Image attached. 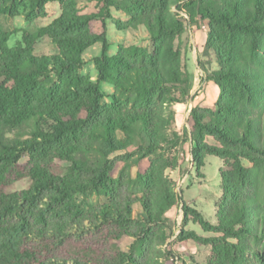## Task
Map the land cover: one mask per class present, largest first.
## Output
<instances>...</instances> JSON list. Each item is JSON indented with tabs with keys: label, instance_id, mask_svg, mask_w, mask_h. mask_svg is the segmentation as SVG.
<instances>
[{
	"label": "trees",
	"instance_id": "1",
	"mask_svg": "<svg viewBox=\"0 0 264 264\" xmlns=\"http://www.w3.org/2000/svg\"><path fill=\"white\" fill-rule=\"evenodd\" d=\"M90 1L0 0V17L25 9L30 24L47 17L48 4L62 8L36 34L22 31L15 47L0 28V264H176L167 214L180 197L165 173L178 166L166 154L181 138L168 108L192 90L176 45L188 20L206 23L203 49L219 66L208 76L219 88L214 107L196 106L188 120L191 159L198 173L210 156L224 168L216 223L183 204L174 241L209 246L207 264H264V0H102L100 11L82 14ZM111 7L127 17L119 30H147L151 50L109 54L95 22ZM44 37L57 54L35 55ZM99 43L93 82L80 72ZM30 125L27 139L9 137ZM117 152H126L119 170ZM58 162L69 164L63 176ZM23 179L27 190L9 192ZM190 223L212 236L186 231ZM124 238L126 252L117 246Z\"/></svg>",
	"mask_w": 264,
	"mask_h": 264
},
{
	"label": "rangeland",
	"instance_id": "2",
	"mask_svg": "<svg viewBox=\"0 0 264 264\" xmlns=\"http://www.w3.org/2000/svg\"><path fill=\"white\" fill-rule=\"evenodd\" d=\"M116 1V0H114ZM102 0H91L83 2L79 6L82 14H89L100 11ZM47 17L38 19L34 23H28L25 18V9H22L17 17L1 16L0 28L13 32L9 46L15 47L22 41V35L25 31L30 34H36L43 27L50 25L57 19L62 12L59 3H50L47 5ZM109 18L98 20L95 22V30L97 33L105 36L108 43V52L110 55H116L119 47H141L151 50L152 43L147 30L142 27L136 30H119L116 22H126L127 17L122 12L111 7ZM180 17L187 19L184 14ZM208 27L206 23L196 20L192 24L186 25V31L179 37L176 42L178 49L181 51L182 64L184 69L191 74L193 82H191L192 90L190 97L185 102L174 104L168 108L174 119L172 131L178 134L181 142L177 148L167 153V157H171L178 162L176 168L166 170V176L173 183L176 193L180 197L178 205L168 212L167 217L173 225L172 239L170 240V249L176 257V264H207L211 248L203 246L193 241L178 242L174 241L180 234L183 227V204L198 210L203 214L204 218L215 224L217 221V209L215 203L222 195L221 191V175L220 171L224 168V163L215 156H210L205 161V167L198 173L191 159L192 142L186 129L191 112L196 106L213 108L219 96V88L208 79L211 72L218 69L216 58L212 53L204 52V44L207 38ZM103 45L101 43L94 45L85 53V66L80 74L89 77L91 81L97 82L98 73L94 60L103 53ZM58 53V49L52 44L51 40L44 37L36 42L35 55L47 56ZM196 87V89L194 88ZM101 89L106 95L105 103H109V97L114 94V89L110 84H102ZM193 105V107H191ZM191 107V109H190ZM32 131V126H24L12 132L9 137L18 139H27ZM210 144L216 145L212 139L207 140ZM131 148L128 152H132ZM126 152H117L112 158L117 160L118 170L124 166ZM29 158L24 156L21 164L27 163ZM246 166H250L244 161ZM68 163L58 162L56 172L63 176L66 173ZM136 168H133V176L135 177ZM30 179H23L15 183L9 192L16 193L27 190L31 186ZM94 201L95 199H91ZM186 231H194L198 235L209 238L212 235L204 233L199 225L193 223L185 226ZM132 240L124 238L117 243V246L124 252L128 251Z\"/></svg>",
	"mask_w": 264,
	"mask_h": 264
},
{
	"label": "crops",
	"instance_id": "3",
	"mask_svg": "<svg viewBox=\"0 0 264 264\" xmlns=\"http://www.w3.org/2000/svg\"><path fill=\"white\" fill-rule=\"evenodd\" d=\"M213 83V82H212ZM195 89H196V87H194ZM191 107H193V105H191ZM191 107H190V109H191Z\"/></svg>",
	"mask_w": 264,
	"mask_h": 264
}]
</instances>
